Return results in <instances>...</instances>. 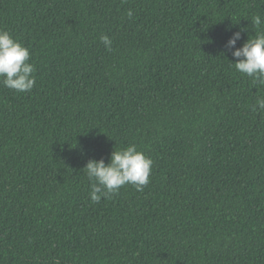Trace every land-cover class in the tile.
<instances>
[{
    "label": "trees",
    "instance_id": "1",
    "mask_svg": "<svg viewBox=\"0 0 264 264\" xmlns=\"http://www.w3.org/2000/svg\"><path fill=\"white\" fill-rule=\"evenodd\" d=\"M257 15L264 0H0L36 69L30 92L0 83V264H264V86L225 47ZM133 144L147 186L92 203L87 162Z\"/></svg>",
    "mask_w": 264,
    "mask_h": 264
},
{
    "label": "clouds",
    "instance_id": "2",
    "mask_svg": "<svg viewBox=\"0 0 264 264\" xmlns=\"http://www.w3.org/2000/svg\"><path fill=\"white\" fill-rule=\"evenodd\" d=\"M129 17L132 13L129 11ZM264 24L259 15L252 19L253 26ZM230 31V29H228ZM241 29L232 34L225 47L231 50L236 61L229 62L242 75L251 78L253 83L264 86V31L249 36L242 47L237 48V42L242 38ZM107 50H111L112 41L104 35L100 37ZM30 52L11 34L0 29V83L15 92H30L36 82L35 66L29 63ZM254 112L264 113V96H258L253 106ZM153 161L146 157L137 147L129 145L126 148L112 151L109 163L103 159L89 160L83 169L90 181V200L99 203L102 198H108L119 192L125 185H132L137 191L149 183Z\"/></svg>",
    "mask_w": 264,
    "mask_h": 264
}]
</instances>
